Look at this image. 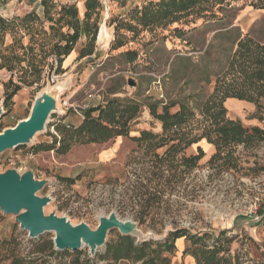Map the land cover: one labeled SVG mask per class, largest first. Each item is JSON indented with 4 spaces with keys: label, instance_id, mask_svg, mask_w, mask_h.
I'll list each match as a JSON object with an SVG mask.
<instances>
[{
    "label": "rangeland",
    "instance_id": "374dc122",
    "mask_svg": "<svg viewBox=\"0 0 264 264\" xmlns=\"http://www.w3.org/2000/svg\"><path fill=\"white\" fill-rule=\"evenodd\" d=\"M37 1L0 0V11L11 7L19 8L20 12L37 9ZM73 1L62 0L64 3ZM101 1L104 10L95 55L79 62L77 52L74 63L65 65L64 74L54 76V81H48L40 90L37 87L23 88L8 108L4 106V95L0 94V107L3 106L6 112L0 120L1 134L29 118L41 93L52 88L62 90L57 102L59 113L50 117L46 130L39 133L31 144L0 155V174L9 170L19 174L32 171L37 180L47 181V186L38 194L52 200L45 208V214L64 217L73 226L86 224L96 230L102 217L115 213L123 221L135 222L145 236L152 235L157 239L166 238L178 229H188L192 233L208 231L216 236L228 230L232 231L230 236H240L232 249L240 251L243 264L257 263L264 258V173L246 176L245 171L236 173L211 169L208 161L215 148L205 141L186 151L187 156H193L197 155L198 146L203 149L205 157L199 168L188 174L175 190H165V195L152 201L143 223L137 222L135 217L143 211L146 197L138 195L153 190L138 189L142 183L156 186L158 180L151 176L147 160L145 163L142 160L143 150H138L130 138L92 147L93 151L78 157L76 164L70 163L66 156H56L53 151L37 152V148L52 143V136L56 133L54 126L60 120L67 116L76 117L87 103L94 107L95 102H104L109 98L110 90L117 92L110 97L125 98L140 93L145 104V97L167 102L193 95L206 98L214 91L217 76L224 73L227 58L236 52L238 37L242 39L249 35L264 44V10L252 7V0H239L226 8L221 20L186 27L187 34L183 38L172 33L179 27L175 25L167 31H158V41L145 33L137 42L112 51L111 43L115 37L113 28L107 25L108 21L124 15L128 9L143 6L149 0H125L126 7L123 8L117 0ZM79 7L82 11L83 0H79ZM149 42L154 44L143 46ZM3 50L4 47L0 46V55ZM127 51L139 52L136 64L119 58ZM1 79L5 82L10 80L6 70H0ZM225 106L231 119L240 120L249 128L264 129V121L257 119L255 105L227 101ZM262 116L264 118V113ZM136 130L162 132L161 125L153 123L146 107ZM254 152L263 158L261 162L264 165V144ZM99 153L102 154L100 160L96 157ZM248 163L243 166L253 167L254 159L250 158ZM65 179L74 180V183ZM149 180H152L150 184ZM118 235H121L118 230L109 233L107 244L115 241ZM54 236V233H47L38 239H30L16 223L15 216L0 211V241L16 237L20 248L28 251L32 243L53 241ZM107 244L97 254H104ZM189 246L184 238L176 241L173 264H195L190 256L183 255ZM81 251L89 253L87 248ZM4 256L5 252L0 248V264H10Z\"/></svg>",
    "mask_w": 264,
    "mask_h": 264
},
{
    "label": "trees",
    "instance_id": "16d2710c",
    "mask_svg": "<svg viewBox=\"0 0 264 264\" xmlns=\"http://www.w3.org/2000/svg\"><path fill=\"white\" fill-rule=\"evenodd\" d=\"M78 1L64 3L62 0H41L43 15L36 11L11 20L0 18V70H6L10 80L4 86V106L8 108L12 99L25 87L42 89L53 76L64 74V63L74 52L82 37L87 43L80 51L78 60L96 53L104 6L101 0H83V10ZM126 7L125 0H117ZM239 0H149L141 7L128 9L124 15L114 17L107 23L114 30L111 50H120L131 42L149 33L158 41V31L172 30L183 38L186 27L204 21L221 20L228 6ZM252 7L264 10V0H252ZM192 31V30H191ZM12 44L5 47L7 35ZM28 37L30 42L24 45ZM154 42L143 46L148 47ZM236 52L227 58L225 71L217 76L214 91L206 98L199 95L169 102L141 94L132 97L115 96L109 91V98L96 107L82 112L80 126L67 125L60 120L55 126L52 143L37 148V152L53 151L57 156H67L75 147L104 145L118 138H130L138 150H143L142 160L150 164L151 176L158 180L156 186L141 184L138 190H153L138 195L146 197L143 211L137 213L136 221L143 223L149 214L152 201L165 195V190H175L188 174L199 168L205 157L198 146L197 155L187 156L192 146L205 141L215 148L208 161L211 169L219 172L245 171L256 175L264 173L263 158L255 153L264 144V129L246 127L242 121L231 119L225 103L229 99L247 102L257 108V119L264 121V44L249 35L236 40ZM138 51H127L119 55L129 64L139 61ZM147 108L154 122L161 125L159 134L148 130H136L144 108ZM173 109H176L173 111ZM133 133L137 134L131 136ZM159 151H162L159 153ZM254 159V165L245 168L244 163ZM64 181L73 184L74 180ZM149 184L152 180L148 181ZM157 190H163L158 192ZM222 231L219 235L211 232L192 233L188 229L173 231L162 241H148L137 244L135 238L118 235L107 244L104 254L91 257L83 251L57 252L52 240L32 243L25 251L16 237L0 241L5 252L4 259L10 264H173L176 241L186 239L190 246L184 256H190L195 264H243L240 251H233V244L240 236ZM252 240V239H250ZM253 241V240H252ZM255 264H264V258Z\"/></svg>",
    "mask_w": 264,
    "mask_h": 264
},
{
    "label": "water",
    "instance_id": "95a60500",
    "mask_svg": "<svg viewBox=\"0 0 264 264\" xmlns=\"http://www.w3.org/2000/svg\"><path fill=\"white\" fill-rule=\"evenodd\" d=\"M61 93L59 88L41 93L29 118L0 134V155L31 144L39 133L46 130L50 117L59 113L57 102ZM5 114L1 106L0 120ZM47 184L45 180H37L32 171L19 174L15 170H9L0 174V211L5 215L15 216L16 223L21 230L28 233L30 239L54 233L53 243L57 252H76L87 248L91 257H94L99 249L106 246L108 235L114 230H118L122 236L135 238L137 244L165 239L145 236L135 222L123 221L115 213L102 217L96 230L86 224L73 226L66 218L58 217L54 213L46 215L45 208L52 200L50 197L41 198L38 194Z\"/></svg>",
    "mask_w": 264,
    "mask_h": 264
},
{
    "label": "crops",
    "instance_id": "0c3cea01",
    "mask_svg": "<svg viewBox=\"0 0 264 264\" xmlns=\"http://www.w3.org/2000/svg\"><path fill=\"white\" fill-rule=\"evenodd\" d=\"M40 2L41 0H38L37 1V5H38V8L36 9H29V10H22V12H20L17 8V7H11V8H8L7 11H0V18H3V19H6V20H11L15 17H24L26 16L27 14L33 12V11H36L37 14L42 17L43 15V10L40 6ZM8 7V6H7ZM78 7H79V1H78ZM80 8V7H79ZM12 41H13V38L11 37V35H7L6 38H5V47L12 44ZM30 42L29 38L28 37H25L24 40H23V43L24 45H28ZM87 43V39L86 37H82L81 40L78 42L74 52L66 59L65 63H64V67L65 65L67 66H70L71 64L74 63V61L76 60V57H77V52L80 53V51L85 47ZM81 45V46H80ZM80 46V50H78V47ZM78 57H79V54H78ZM90 57H86L82 60H78L79 62L83 61V60H86ZM2 83L0 84V94L4 95V86L3 84L5 83V81L3 79L0 80ZM229 102H231V104H235V103H239V102H243V101H238V100H235V99H229L227 100ZM104 102H95V105L94 107L100 105V104H103ZM83 121V115H77L76 117L72 116H67L66 118H64L63 120V123L64 124H67V125H73V126H80L81 123ZM124 138H118V140H122ZM117 140V139H116ZM114 140V141H116ZM114 141H111V142H114ZM109 142V143H111ZM97 145H86V146H78V147H75L66 157L67 159H69V162L70 163H73V164H76L78 162V157H81V156H85L87 155L88 153H90L91 151H93V148L92 147H96ZM57 156V155H56ZM97 159L99 158L100 160V157H102V154L99 153L97 154Z\"/></svg>",
    "mask_w": 264,
    "mask_h": 264
},
{
    "label": "built area",
    "instance_id": "2783aa9c",
    "mask_svg": "<svg viewBox=\"0 0 264 264\" xmlns=\"http://www.w3.org/2000/svg\"><path fill=\"white\" fill-rule=\"evenodd\" d=\"M55 78H56V76H55ZM55 78H54V76H53L51 81L53 82ZM91 98H92V96H90V99H91ZM90 108H93V106H91L90 103L85 104L84 106L81 107V112H80L79 115H82V112H83V111L88 110V109H90Z\"/></svg>",
    "mask_w": 264,
    "mask_h": 264
},
{
    "label": "bare ground",
    "instance_id": "6f19581e",
    "mask_svg": "<svg viewBox=\"0 0 264 264\" xmlns=\"http://www.w3.org/2000/svg\"><path fill=\"white\" fill-rule=\"evenodd\" d=\"M99 35H101V32H100V34Z\"/></svg>",
    "mask_w": 264,
    "mask_h": 264
}]
</instances>
